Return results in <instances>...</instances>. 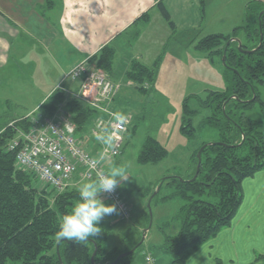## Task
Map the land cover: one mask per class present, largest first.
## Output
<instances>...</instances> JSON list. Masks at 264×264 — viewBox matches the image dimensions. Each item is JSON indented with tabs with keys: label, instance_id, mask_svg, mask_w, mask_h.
<instances>
[{
	"label": "trees",
	"instance_id": "trees-1",
	"mask_svg": "<svg viewBox=\"0 0 264 264\" xmlns=\"http://www.w3.org/2000/svg\"><path fill=\"white\" fill-rule=\"evenodd\" d=\"M156 2L162 15L175 29L164 0ZM201 2L204 7L205 0ZM46 6L50 8L52 1L47 0ZM149 19L150 13L146 12L137 22ZM240 32L244 35V39L239 38L243 50L234 39L240 36ZM197 47L208 52L212 59H220L225 67L227 88L224 91L212 90L205 98L196 94L189 95L184 103L181 130L189 139L195 140L200 128H211L218 133L216 142L209 144L202 141L193 149L190 169L186 175L172 176L155 183L152 192L147 194L144 209L136 219L122 226L121 221L115 224L105 216L99 225L101 233L90 238L89 242L79 244L74 240L69 242L66 238L57 239L62 217L70 214L79 200V186L72 185L61 192L40 188L38 176L23 169L17 161V150L10 148L12 140L21 132L31 129L33 116L10 117V121L0 124V264H7L9 260L21 261L22 264H93L92 255L96 247V264H110L121 253L130 251L141 242L144 230L151 221L148 202L159 185V191L153 195L152 208L158 197L163 202L173 198L184 200L176 215L181 223L179 232L170 234L168 221L160 226L164 241L159 249L171 255L170 264H187L190 256L202 244L232 224L244 201L243 181L264 169V99L260 92L261 87H264V3L261 0L248 1L243 25L236 26L231 34H208L199 40ZM224 56L226 63L223 62ZM115 58L116 48L108 43L89 60L113 77ZM158 70V63L147 65L133 59L125 73L126 81L136 90L149 94ZM125 85L121 83L115 98L119 108L123 102ZM194 98L198 102L197 107L191 104ZM62 104L76 123L78 136L84 138L87 123L94 121L98 112L57 88L42 103L38 113L53 118ZM206 109L208 112L194 125V116ZM255 110H259L261 115L255 116ZM205 144L207 146L202 152L200 170L196 179L191 180L197 172L198 151ZM168 154L159 140L149 135L139 152L138 160L140 163H156ZM164 185L172 187L173 191L161 197ZM204 193L218 199L206 200L201 197ZM114 216L117 217V213L111 218ZM116 226L119 243L108 248L107 242ZM142 246H138L135 252L121 258L116 264H132L136 252ZM255 263L264 264V253H259L256 261L251 264Z\"/></svg>",
	"mask_w": 264,
	"mask_h": 264
},
{
	"label": "rangeland",
	"instance_id": "rangeland-1",
	"mask_svg": "<svg viewBox=\"0 0 264 264\" xmlns=\"http://www.w3.org/2000/svg\"><path fill=\"white\" fill-rule=\"evenodd\" d=\"M246 1L205 0L203 25L198 33H191L189 37L172 36L169 22L156 9L152 14L151 25L146 30L147 33L143 37L142 44L140 46L139 44L138 46L136 45L137 47L132 45L131 48L134 54H139L140 58L142 57L143 62L149 65L158 63V75L149 94L136 90L133 86H130L124 75H120L118 69L121 68V63L126 59L127 48L118 51L114 69L120 79L124 78L126 84L123 87L125 91L123 93L122 108L126 112H130L133 115V119L132 129L125 136L121 155L105 162L108 170L121 167L125 169L129 176L127 181L121 182L120 188L129 206L130 216L126 219H120L116 216L111 218L113 214L108 215V218L112 219L115 224L121 221L120 225L124 226L136 219L137 215L144 209L143 205L148 200L147 194L152 192L153 185L159 180H166L172 176L186 175L190 169L189 163L191 162L193 149L200 142H216L215 140L218 138L217 131L208 127L200 128L197 131L195 140H191L183 134L181 125L184 103L189 95L196 94L205 98L212 90H226L227 82L224 78V65L219 58L212 59L208 52L200 50L197 47V43L205 35L211 33L231 34L236 26L243 25L245 23ZM261 1L264 3V0ZM243 36V32H240L238 38ZM154 37L157 39V46L155 50H151L146 44L150 43V39ZM161 40H163V43L160 46ZM50 61L52 63L51 57L46 53V65ZM42 64L43 60L37 58L33 67L31 66V69H29L28 75H21L17 83L10 84L8 82L7 84L3 81L0 89V124L7 120L10 121L9 118L12 115H9L8 112L26 114L43 95H46V74L42 73ZM35 65H37V68H35ZM23 68L20 67L19 71L26 72V69ZM54 68L55 63L53 62L50 69ZM9 70L11 68L4 71ZM4 71L2 76L5 79L7 75ZM67 73L62 77L60 84L74 83V81L67 78ZM260 92L264 99V87H261ZM5 98L10 99L12 103L11 109L9 107L8 109L6 108ZM191 104L193 107H197L198 102L194 98ZM207 112L208 110L206 109L201 114L194 116V125H197L201 116ZM254 115L259 116L261 113L259 110H255ZM31 116H33L31 118L33 126L36 119L34 114ZM45 117L43 115L37 116V120L43 121ZM92 126L93 120H90L85 127L88 134H90ZM149 135L158 139L168 150L169 154L165 159L156 163H140L138 160L139 152ZM106 139L109 140V137L107 136ZM83 182L86 181H80L75 185L80 186ZM38 186L48 191L52 190L49 187L47 188L46 184L40 180H38ZM172 191V187L164 185L160 196L168 195ZM201 197L213 201L218 199V197L209 193H204ZM100 198L106 204H113L102 196ZM139 199L144 202L140 209L139 206H136L138 205L136 201ZM183 203L184 200L181 198H173L166 202H163L159 197L156 198L152 208L154 215L153 226L142 248L136 252L135 260L132 264H146L143 255L144 250H150L155 254L158 258L157 264L171 263V255L159 249L164 241L160 226L165 221H168V232L177 234L181 223L176 218V215ZM117 229L118 226H116L115 231L109 237L108 248H113L119 243ZM7 264H22V262L9 260Z\"/></svg>",
	"mask_w": 264,
	"mask_h": 264
},
{
	"label": "crops",
	"instance_id": "crops-1",
	"mask_svg": "<svg viewBox=\"0 0 264 264\" xmlns=\"http://www.w3.org/2000/svg\"><path fill=\"white\" fill-rule=\"evenodd\" d=\"M51 1L52 6L49 8L46 6L47 0H0V77L4 70L11 68L4 71L7 76L5 79L1 77L0 89L3 81L13 84L19 81L21 75L27 76L37 58L43 60L41 70L46 74L47 84L46 95L29 112H8L11 117L33 114L34 118L40 116V106L58 88L62 77L108 43L115 46L116 58L119 50L127 48L126 59L118 69L120 75L125 77L131 60L142 61L139 54L131 51L132 45L142 44L146 30L151 25L152 14L156 9L159 10L156 0ZM248 1L250 0L246 4ZM164 3L175 23V29L171 27L172 36L189 37L191 33L199 32L205 10L201 0H164ZM146 12L150 13V19L137 22ZM240 39H244V36ZM162 43L163 40L160 41V46ZM156 44L157 39L154 37L146 46L155 50ZM46 53L52 59V63L50 61L47 65ZM53 62L55 68L50 69ZM20 67H24L26 72L19 71ZM113 78L125 83L124 78L117 76L115 69ZM66 87L76 91L78 85L72 82L67 83ZM11 105L10 99L5 98L6 108L11 109ZM131 129L132 127L128 131ZM84 139L89 146L96 148L95 139L88 131ZM75 181L78 184L79 177ZM242 187L244 201L232 224L202 244L190 256L187 264H251L256 261L259 253H264V169L246 178ZM136 202L139 209L144 204L141 199Z\"/></svg>",
	"mask_w": 264,
	"mask_h": 264
},
{
	"label": "built area",
	"instance_id": "built-area-1",
	"mask_svg": "<svg viewBox=\"0 0 264 264\" xmlns=\"http://www.w3.org/2000/svg\"><path fill=\"white\" fill-rule=\"evenodd\" d=\"M67 78L77 83V90L67 88L66 83L58 88L98 112L90 133L96 148L78 136L77 125L71 114L63 109V104L53 118L47 117L43 121L35 118L28 132H21L10 142V148L17 150L18 164L37 175L50 189L60 192L75 185L77 177L80 181H92L97 172L109 171L105 162L121 155L125 134L133 118L115 103L121 83L89 58L75 65L67 73ZM100 194L116 205L118 218L130 216L120 186L111 193ZM144 258L147 264H157L158 258L151 251H145Z\"/></svg>",
	"mask_w": 264,
	"mask_h": 264
},
{
	"label": "clouds",
	"instance_id": "clouds-1",
	"mask_svg": "<svg viewBox=\"0 0 264 264\" xmlns=\"http://www.w3.org/2000/svg\"><path fill=\"white\" fill-rule=\"evenodd\" d=\"M128 178L125 169L115 167L107 172L99 171L96 173V179L81 183L78 188L79 200L71 213L62 217L57 239L66 238L81 244L98 236L101 233L99 225L102 219L117 213L116 205L106 204L100 198V193L113 192Z\"/></svg>",
	"mask_w": 264,
	"mask_h": 264
},
{
	"label": "water",
	"instance_id": "water-1",
	"mask_svg": "<svg viewBox=\"0 0 264 264\" xmlns=\"http://www.w3.org/2000/svg\"><path fill=\"white\" fill-rule=\"evenodd\" d=\"M235 40H237L238 41V43H239V48L241 49V50H243V48H242V41L239 39V38H234ZM262 40H263V34L261 35V43H262ZM229 44H230V41L227 43V48H228V46H229ZM261 45V44H260ZM260 45H259V47H260ZM226 48V49H227ZM251 51H254V50H251ZM251 51H249V52H251ZM223 62L224 63H226V61H225V56L223 57ZM215 142H211V143H209V144H214ZM207 146V144H205V145H203L201 148H200V150L198 151V164H197V172H196V174H195V176L191 179V180H194V179H196V177H197V175H198V172H199V170H200V166H201V161H202V152H203V150H204V148ZM159 189H160V185L159 186H157V188H156V190H155V192L153 193V195H155L158 191H159ZM153 195H152V197L150 198V200H149V202H148V207H149V210H150V215H151V221H150V224H149V226L147 227V228H145V230H144V233H143V237H142V240H141V242L138 244V246H140V245H142L143 243H144V241L146 240V237H147V234H148V232L150 231V229L152 228V225H153V219H154V215H153V210H152V199H153ZM67 241H69V242H72L73 240H68V239H66ZM137 246V247H138ZM137 247H135V248H133V249H131L130 251H127V252H123V253H121L118 257H117V259H115L112 263H110V264H116L117 262H119V260L121 259V258H123V257H125V256H128L129 254H132L133 252H135V250L137 249ZM96 252H97V247H96V249H95V251H94V253H93V255H92V262H93V264H96V262H95V255H96ZM58 253H59V255H60V251H59V246H58Z\"/></svg>",
	"mask_w": 264,
	"mask_h": 264
}]
</instances>
